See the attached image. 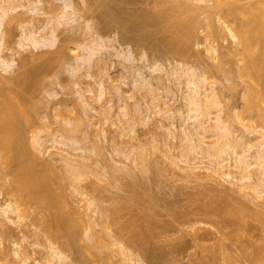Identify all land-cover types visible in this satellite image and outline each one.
Returning a JSON list of instances; mask_svg holds the SVG:
<instances>
[{
	"label": "rangeland",
	"instance_id": "374dc122",
	"mask_svg": "<svg viewBox=\"0 0 264 264\" xmlns=\"http://www.w3.org/2000/svg\"><path fill=\"white\" fill-rule=\"evenodd\" d=\"M11 1L13 6L23 7H18L7 20L0 63L1 57L18 53L23 30L33 29V23L34 30H41L48 43L56 41L37 49L26 46L14 57L17 63L9 73L0 65V75L26 81L28 94L24 104H30L27 112L33 124L25 128L30 138L38 133L46 141L42 152L45 155L39 156L47 163L36 168L43 180L56 185L61 179L67 187L71 185L76 169L65 166L59 149L76 155L81 164L93 165L83 166L86 172L77 164L82 172L79 181L87 195L74 198L78 206L74 212L75 216L80 213L78 217L85 222L89 220L86 212L90 216L92 213L91 221L99 223L95 230L101 233L104 229L100 225L109 222L108 232L103 233L110 245L100 252L108 259L97 264H134L124 260L122 250L130 251V256L141 259L143 264H264V198L257 199L253 192L239 193L216 175L203 178L199 172L201 178L191 174L193 165L201 166V161L208 166L212 163L189 152L191 143L181 129L187 115L183 96L188 88L186 78L179 76L182 68L195 70L202 76L205 88L215 87L222 93L223 121L239 138L243 136L244 141L250 139L257 144L261 135L251 138L246 130L262 133L264 129L255 125L259 122L254 111L249 116L245 95L258 84L264 90V44L255 54L256 70L260 73H254L252 82L257 85L253 87L238 69L242 61L231 53L234 43L225 24L215 10L211 14L203 12L214 4L212 0H73L78 22H64L55 32L51 29L63 12L60 2L43 0V13L33 15L29 10L32 2L38 0ZM226 1L235 4V0ZM198 6L203 7V13ZM170 9L176 10V19L173 14L171 21L161 18ZM237 14L229 16L230 27L236 22L240 26L242 15ZM186 19L191 22L187 24ZM205 42L216 44L218 53L207 51ZM90 49L96 53L91 55ZM176 70L177 76L171 74ZM102 81L108 90L100 99L98 88ZM115 84L121 89L122 101L111 89ZM107 110L111 120L106 118ZM166 110H172L171 117ZM244 110L249 117L243 114ZM211 113L212 117L219 115L214 108ZM189 124L195 142L201 136L197 125L192 121ZM55 139L67 146L54 144ZM142 155L147 159L144 163L140 162ZM13 169L7 176L0 173V209L16 198L6 192L8 182L20 174ZM34 207L25 213L21 225L13 224L0 210V240L4 248L0 251V264H19V258L25 256L29 257L25 264H37L45 260L43 253L51 254L53 243L66 256L63 264H95L79 250L80 240L77 248H69L62 243L65 238L61 232L54 228L57 237L50 238L53 230L49 234L47 225L39 221L45 215L39 217L38 206ZM101 207L110 212L111 217L105 221L99 214ZM79 229L83 235V228ZM16 249L21 251L20 257L15 255Z\"/></svg>",
	"mask_w": 264,
	"mask_h": 264
},
{
	"label": "bare ground",
	"instance_id": "6f19581e",
	"mask_svg": "<svg viewBox=\"0 0 264 264\" xmlns=\"http://www.w3.org/2000/svg\"><path fill=\"white\" fill-rule=\"evenodd\" d=\"M56 1L61 3L63 12H62V15L59 16V18L57 19L58 23H55L53 26V29H51L53 30L52 32H55L56 30H58L59 26L63 24L64 22L65 23H70V22L72 23L74 21L78 22L80 18L78 16V12L76 11L77 5L75 7V4H74L75 2L73 0H56ZM239 1L240 0H235V4H231V3H228L226 0L224 1L223 0H212L214 4L211 5V7L208 6L209 8L204 7V9L206 8L207 10H209L210 8H213V6H215L216 9L214 8V9H210V11H205L206 9L205 10L201 9L203 8L201 6H198V8L201 9L200 10L201 12L203 10L204 13L209 12L211 14L213 13L212 10H215L214 12L218 14L219 20L223 24H225L224 25L226 29L225 31L233 40L234 47L232 48L231 53L235 54L238 57L237 59H239L240 62L242 61L241 62L242 65H240L241 67L238 69H240L241 75L244 78L251 80V83L253 84V87H254L257 85V84L255 85L252 82V80H254L252 79L254 78V73H256L257 71L256 70L257 61L255 58V54L256 52L260 50V48L264 44V0H256V2L249 3L248 5L239 4L238 3ZM84 2L86 1L84 0ZM11 3H13V1L11 0H1V5H0V52H3V45L5 42V34H6L5 27H6V23L9 22L7 20L12 17V14L16 12L18 7H23V5L13 6L14 4H11ZM204 3H205V0H204ZM31 5L32 7L29 10L30 14L40 15L41 12L43 13V0L34 1L32 2ZM202 6H205V5H202ZM175 11L176 10L170 9L164 12L161 18H164L167 20V18L169 19L171 15L173 14V12L175 13ZM235 13L236 14L238 13L237 15L239 14L242 15L241 16L242 20L240 22L241 24L239 26L236 22L234 23L232 27H230L227 23L228 18L229 16L234 15ZM176 14H177V19H178L179 18L178 13ZM173 16L175 17L176 15L173 14ZM209 19H211L210 16H209ZM189 20L186 19L187 22ZM51 21L52 20L50 19V22ZM189 22H191V20ZM189 22L187 24H189ZM33 24H32L33 29L30 28L27 30L26 29L23 30L22 38L18 42V46L20 47V50H18L17 54L19 55L21 51L26 50L25 49L26 46L27 47L32 46L37 49V48L46 47L48 45H54L56 41V39H52L49 41L50 43L49 44L48 40L44 39V37L41 35V30L40 31L34 30L35 26ZM189 26H191V23ZM212 39L213 38H211V40ZM212 42H205L204 47L207 51H211L213 54H216L218 53V46ZM90 51H91V55H94V53H96V50L90 49ZM17 54L16 53L13 54L10 58L1 57L0 65L2 66L3 71L5 73H9L12 70L13 66L17 63L14 58L17 56ZM88 61H91V60L88 59ZM88 61L87 63L90 65L91 63ZM158 67L159 65H156V68ZM158 69H161V68L159 67ZM180 70L181 72L183 70V72L182 73L180 72L181 74L179 76L186 78V82H187L186 87L188 88L187 92L185 93V96H183L184 99L182 98L183 100L186 101V107H187V111H186L187 115L184 118V122L181 128L184 133L183 136L186 139V141L191 143V146L189 145L190 153L194 152L200 155L201 158L207 159L210 161V163H212L208 166V165H205L201 161L200 163L201 166L193 165L190 169L192 170L191 174H193L194 176L196 175L195 177H199L200 176L199 174L201 173L202 177L204 175L205 178H212L216 175L220 177L224 182L229 184L231 187L237 189L239 193L243 192V193L249 194L253 192L257 199L264 198V188L262 189V187H264L263 186L264 184H260V183H264V132L261 133V131L258 132L257 130L255 131V129L250 130L249 128L246 130V133L250 134L249 136L251 138L256 137L258 134L261 135L260 136L262 137L260 139L261 141H259V143L257 144L256 142L252 143L250 139L249 140L246 139L247 141H244V139L242 138L243 136L239 138L236 132L232 131L231 127H229V125H227V123L223 121L222 119V116H223L222 101L223 100H222V96H220V94L222 93L219 94L218 91L215 90V87L214 88L212 87L211 90H209V88L207 87L205 88V86L202 83V81H204L201 78L202 76L201 75L198 76L195 70H190V69L186 70V68H182ZM171 74H176L175 76H177L179 72H177L176 70L175 72ZM258 79L259 78H257V80ZM25 83L26 81L24 82L22 78L21 79L20 78H16V79L6 78L0 75V173L3 176L4 175L7 176V174L8 175L10 174L9 172L13 173V171H10V170H14L13 168L17 170L14 172L19 171L20 173V174L18 173L20 177L18 175V177H14V179L8 182L6 192L16 198L15 200L11 199L10 201H7V203L5 204V207L3 208L1 207L0 210L2 211V215H4L13 224L21 225L22 220H25L24 219L25 215L29 213L28 210L33 205H36V207L38 206L37 208L39 209L38 212H40V213L37 212V214H39V217H40V214H42V216L45 215L44 218L42 217L39 219L38 217L39 221L42 222V224L47 225L49 234H50V231L53 230L51 232L52 234H50V238L52 236V239L55 240V237H57L56 232L57 230H59L61 232L60 234L63 236V238H65V240L62 241V243L64 242V245L66 244L67 247L73 249L76 246H78L77 243H79V240H80L82 245L80 243L79 244L82 247H79L81 248L79 250H83L84 254L86 255L88 254V256H90V258L93 260L95 264L101 262V260L102 261L104 260L106 262L105 257L106 259H108V256L107 255L101 256L100 252H104L105 250L103 251L102 249L104 248L107 249L109 247L108 245H110L108 243V240L106 239V235H104L103 233L104 230L106 232V229L110 228L108 224L109 223L108 220L107 222H104L105 225L103 224L100 225L101 228L103 227L102 229H104L102 230V233H103L102 234L101 231L95 230L96 228L95 225L98 222L94 224L93 223L94 221L93 222L91 221L93 220L91 219L92 213L90 216V214L86 212L87 209L85 210V212L86 214L89 215V217H87V220L88 218L89 220L86 222L83 217H82L83 219L81 217H78V214L80 213L76 214L75 216L76 212H74L76 210L74 208L78 207L76 206V199L74 198H77L76 196L78 195L79 196L87 195L85 193L86 191L84 190L85 188L81 185V182L79 181L81 177L80 175L82 172L80 173L78 171L77 164L82 165L80 167L83 168V170L86 172L87 170H85L84 167L91 168L93 165L91 166L90 164V166H88L89 164L88 165L81 164L80 162L76 160V157H77L76 155L68 151H65L63 149H59L61 151V153L59 154L61 156L60 160L64 162L65 166L70 170L76 169L75 172H73L74 177L72 176L73 177L71 178L72 183L69 186L70 188L72 187L71 189L73 190L69 189V187H67L66 184H63L62 181L60 182L61 179L59 180V183L57 182L58 184L56 185H54L56 182L48 183L46 182V179L44 180L42 179L41 174L37 172L36 168L39 164L43 165L44 163V166H45V164L47 163V162L46 163L43 162L42 160L43 157L41 158L39 156L40 154L42 155L44 148H46L45 147L46 141L38 133L33 134L34 136L32 135V138H30L31 134L29 136V133L27 132V129L25 128V126H31L33 124L31 115L29 117V112H27L29 111L28 107L30 106V104L27 105L28 107L26 106V104H24V101L26 102V99H27L26 94H28V86ZM112 87L111 89L113 90L114 93H116L115 96H119L122 101L124 98L122 96L123 94H121L120 92L121 90L120 87L116 86V84L113 85ZM256 87H255L256 89L254 88L255 89L254 91L247 90L248 92L245 95V101H246L245 108L246 110H248L249 116H250V113L254 111L253 115H256L255 117L258 120L257 122H259V124H255V125L261 126L264 129V90L261 87H259V84ZM98 89H99L98 90L99 98L101 99L103 96H105L108 90L106 83L104 81L100 82ZM88 91L92 92V89ZM119 97L117 98L119 99ZM211 108L216 109L219 115H215L212 117ZM171 112L172 110H166V114L169 117H171ZM106 113H107V117L106 116L105 117L108 120H111L109 119V117L111 116L110 112L107 110ZM243 114L246 115L247 114L246 111L245 113L243 112ZM124 115H127V114H124ZM24 119L26 120V122L23 121ZM190 121H192L193 124L197 125L198 135L201 136L199 137L197 135L199 138L197 137L198 140L195 142H193V135L190 130L191 129L190 128L191 125L189 124ZM249 127L251 128V126ZM256 127L257 126H255V128ZM24 138H26L27 140L26 142ZM206 138H209L211 142L207 143L206 140L208 139ZM73 143L77 144V141H73ZM54 144H60V145L67 146L66 143L64 144L62 142L57 141L56 139L54 140ZM78 148H74V150H78ZM26 150H27V153H26ZM141 157L142 159L141 158L140 159L142 161L140 162L144 163L143 161L147 159H144L143 155ZM249 157H251L253 160ZM7 159L9 161H7ZM216 159H217V162H215ZM231 160L233 164L230 162ZM12 161H14L15 163ZM8 162L12 163L10 167L11 166L13 167V164L15 167L13 168L11 167L12 168L11 169L9 167ZM44 166L39 165L38 167L40 169L41 167H44ZM119 170L121 171V169ZM196 171H198V173ZM93 173L96 174V171L95 172L93 171ZM94 176L97 177V175H94ZM255 178L260 183H258ZM260 185H261V188H260ZM92 207H89V208L91 209ZM99 209H100L99 214L103 215V216L101 215L103 217L102 220L105 221L106 219H108L110 216V212L108 211L109 209L105 207H101ZM95 211L97 212V209H95ZM10 214L13 216L10 217ZM229 224H231V221L229 222ZM80 227L83 228V231H84L83 235L79 233ZM53 228L56 229V232L54 231ZM53 244H52V247L49 248L50 249L49 251H51V254L47 253L46 255L45 254L46 252L43 253V255H45L44 256L45 260H43L42 262H37V264H63L64 263V261L66 260L65 254H63V252L59 250L58 246H55ZM1 245H2V242L0 240V251L3 252L4 248L1 247ZM120 248H118L119 251L122 250V247ZM100 249L102 251H100ZM123 251L125 250L121 251L122 253H125L124 255H122V257L124 256L123 258L125 261L129 259L131 262L134 261L133 262L134 264H143L141 259H140L141 261L140 260L137 261L138 260L137 258H136L137 260L133 259L134 257L130 256L131 255L129 253L130 251L129 252L128 251L123 252ZM127 252L129 254H127ZM20 253H21L20 250L18 249L15 250L16 256L19 255L20 257ZM28 259H29L28 256H25V258L23 257L19 258V264H25ZM111 260H112V257H111ZM118 263H121V262H118Z\"/></svg>",
	"mask_w": 264,
	"mask_h": 264
}]
</instances>
